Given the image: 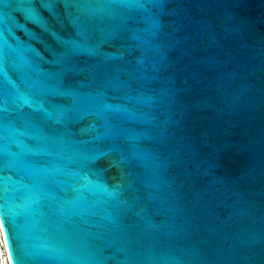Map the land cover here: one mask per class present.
<instances>
[{
    "label": "water",
    "instance_id": "1",
    "mask_svg": "<svg viewBox=\"0 0 264 264\" xmlns=\"http://www.w3.org/2000/svg\"><path fill=\"white\" fill-rule=\"evenodd\" d=\"M0 233L8 264H264V0H0Z\"/></svg>",
    "mask_w": 264,
    "mask_h": 264
},
{
    "label": "bare ground",
    "instance_id": "2",
    "mask_svg": "<svg viewBox=\"0 0 264 264\" xmlns=\"http://www.w3.org/2000/svg\"><path fill=\"white\" fill-rule=\"evenodd\" d=\"M2 244L3 243H2L1 233H0V264H8L5 249L2 246Z\"/></svg>",
    "mask_w": 264,
    "mask_h": 264
},
{
    "label": "snow or ice",
    "instance_id": "3",
    "mask_svg": "<svg viewBox=\"0 0 264 264\" xmlns=\"http://www.w3.org/2000/svg\"><path fill=\"white\" fill-rule=\"evenodd\" d=\"M26 254H27V252H26ZM13 259L16 260V256H15V254H13Z\"/></svg>",
    "mask_w": 264,
    "mask_h": 264
}]
</instances>
